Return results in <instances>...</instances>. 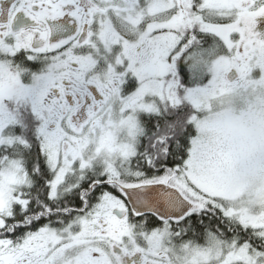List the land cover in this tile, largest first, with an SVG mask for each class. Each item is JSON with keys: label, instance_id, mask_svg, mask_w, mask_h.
Returning <instances> with one entry per match:
<instances>
[{"label": "snow or ice", "instance_id": "obj_1", "mask_svg": "<svg viewBox=\"0 0 264 264\" xmlns=\"http://www.w3.org/2000/svg\"><path fill=\"white\" fill-rule=\"evenodd\" d=\"M0 264H264V0H0Z\"/></svg>", "mask_w": 264, "mask_h": 264}]
</instances>
